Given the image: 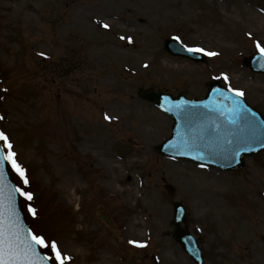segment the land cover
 I'll list each match as a JSON object with an SVG mask.
<instances>
[{
  "label": "rangeland",
  "instance_id": "obj_1",
  "mask_svg": "<svg viewBox=\"0 0 264 264\" xmlns=\"http://www.w3.org/2000/svg\"><path fill=\"white\" fill-rule=\"evenodd\" d=\"M170 36L216 55L172 56ZM258 43L264 0H0V131L29 180L8 163L33 194L20 196L29 228L55 240L66 264H195L172 235L180 201L205 264H264V150L232 171L160 155L173 121L137 93L201 98L217 79L264 115V75L241 63Z\"/></svg>",
  "mask_w": 264,
  "mask_h": 264
},
{
  "label": "water",
  "instance_id": "obj_2",
  "mask_svg": "<svg viewBox=\"0 0 264 264\" xmlns=\"http://www.w3.org/2000/svg\"><path fill=\"white\" fill-rule=\"evenodd\" d=\"M165 49L173 55L192 58L204 57L189 51L176 38L164 42ZM244 65L254 72L264 73V56L253 54L243 58ZM138 94L154 101L173 118L172 133L156 147L158 153L190 159L200 164L214 165L220 169H234L243 166V156L258 153L264 149V117L250 107L241 96L226 89L218 81L208 82V91L202 100L186 99L183 93L155 92L140 89ZM1 147V146H0ZM10 179L6 164L0 177L2 197L7 201L14 198L16 214L23 229H28L19 207V195ZM171 194L173 188L166 185ZM186 215L179 202L173 205V235L196 264H203V257L196 240L185 227ZM41 256H45L40 252ZM48 264H51L48 261Z\"/></svg>",
  "mask_w": 264,
  "mask_h": 264
},
{
  "label": "snow or ice",
  "instance_id": "obj_3",
  "mask_svg": "<svg viewBox=\"0 0 264 264\" xmlns=\"http://www.w3.org/2000/svg\"><path fill=\"white\" fill-rule=\"evenodd\" d=\"M103 27L108 28L109 25L104 24ZM131 38H129L130 40ZM261 54H264V47L257 44ZM189 51H200L204 49H189ZM208 55H216L215 53H207ZM225 79L227 77L225 76ZM237 96H243L244 93L239 90H234ZM106 119H111L106 115ZM0 119H3L0 116ZM0 141L3 146L0 147V177L4 175V165L9 163L12 169L18 174L22 183H29L25 169L17 162L16 152L13 151V144L8 135L0 131ZM14 192L27 200L33 199V194L30 191H25L23 187H16ZM2 197V190H0ZM29 211L36 214L34 208H29ZM130 243H138L130 241ZM143 247L144 244H139ZM51 250V256H41L38 249ZM71 260L70 256L62 254L55 240H48L44 235L37 234L32 229H23L19 224V217L16 214L14 206V198L9 196L7 201L0 199V264H48L52 261L53 264H66V261Z\"/></svg>",
  "mask_w": 264,
  "mask_h": 264
},
{
  "label": "bare ground",
  "instance_id": "obj_4",
  "mask_svg": "<svg viewBox=\"0 0 264 264\" xmlns=\"http://www.w3.org/2000/svg\"><path fill=\"white\" fill-rule=\"evenodd\" d=\"M22 0H20L21 2ZM19 3V2H18ZM154 10V8H151L150 6H148L145 10L142 8V7H138L136 6V10L140 11V12H144V11H148L150 12L149 10ZM16 10V6L13 5L12 7V11ZM234 10L236 9H233L232 11L234 12ZM96 11H97V14L99 15H103V16H108L110 14L109 12V7L105 4V3H100L97 7H96ZM258 12H253V13H249L251 16L250 17V20H256L258 22H260V19L259 17L262 16V15H256ZM229 14V13H228ZM240 18L242 16V12L240 11ZM259 24V27H261V23H258ZM110 161V160H109ZM113 162V160H112ZM171 165H173V167L178 170L177 168H180L179 166H181V168L183 167L182 165L178 164V163H171ZM60 172L63 174V181H62V184L63 182H68V185L65 186L66 187H71L73 189V192L76 193L79 191L80 187H79V179L76 175H72L71 172L69 171L68 174L66 172L65 169H60ZM195 176L191 177L192 179H194ZM114 178V177H113ZM112 178V179H113ZM195 180V179H194ZM193 180V181H194ZM67 190V188H66ZM161 252H164L163 249H161ZM103 259H105V256L103 257ZM162 259V257H161Z\"/></svg>",
  "mask_w": 264,
  "mask_h": 264
}]
</instances>
